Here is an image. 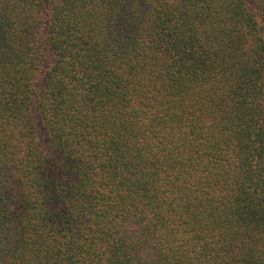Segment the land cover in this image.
<instances>
[{
	"label": "trees",
	"instance_id": "trees-1",
	"mask_svg": "<svg viewBox=\"0 0 264 264\" xmlns=\"http://www.w3.org/2000/svg\"><path fill=\"white\" fill-rule=\"evenodd\" d=\"M0 264H264V0H0Z\"/></svg>",
	"mask_w": 264,
	"mask_h": 264
}]
</instances>
